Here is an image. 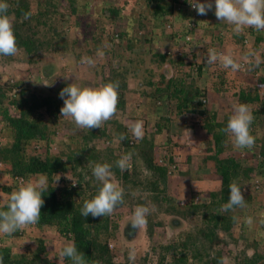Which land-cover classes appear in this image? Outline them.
<instances>
[{
    "label": "trees",
    "instance_id": "1",
    "mask_svg": "<svg viewBox=\"0 0 264 264\" xmlns=\"http://www.w3.org/2000/svg\"><path fill=\"white\" fill-rule=\"evenodd\" d=\"M66 1L62 4V0H8V13L14 18L18 53L24 54L28 63H36L47 54L63 56L70 53L75 57V61H81L84 54L86 57H92L97 61L95 67L82 64L93 74L92 87L118 82V108L133 107L128 114L129 120L135 122L151 119L153 122L150 120L149 122L156 131L152 130L150 139L144 137L142 140H136L127 127L114 118L105 122L100 129H76L69 135L66 134L65 139L60 138L59 128L70 122L68 118L61 117L63 99L49 93L30 90L23 82L18 81V78H14L13 74L3 73L0 75V193L6 196V200L0 202V208L7 210L5 206L10 193L28 182L31 177L36 174L45 175L47 191L42 193L45 203L41 208L40 220L34 226L38 228L45 225L54 226L60 235L74 243L77 250L84 254L87 264H119L116 258L122 250L117 245L110 246L118 235L120 226L117 220H112L110 215L83 217L80 214L83 203L93 198L100 187V182L92 175V167L96 163L112 165L111 179L124 189L123 203L134 212L142 203L135 200L134 194L138 187L158 191L159 182L163 183L167 177L166 167L154 162L156 134L161 135L164 131L169 135L174 132L176 118L186 120L199 117L198 127L194 121L181 122L185 123L187 129H193L194 135H190V138L196 141L192 143L203 149L205 146L207 153L210 152L204 159H213L215 171L219 175V188L208 192L210 198L208 208L211 209L202 217V222L206 226L200 230V244L195 245V234L191 232L185 233L183 240L181 237L178 241L168 244L159 243L158 247L162 252L158 263L164 264L165 259L170 256V264H222V251L219 249L223 243L222 237L232 234L239 222L231 210H218L228 202L229 185L236 182L243 191L244 188L247 189L250 179H257L260 184L264 183V135L258 134L256 128L260 126L255 121L259 115H264V94L261 95V91L264 92V74L255 80L256 83L250 84L248 90L236 89L234 84L237 83L232 75L230 80L223 77L224 79L219 81L213 80L211 85L205 83V90L195 83L199 78L193 76L190 82L187 79L191 77L193 71L198 75L203 73L202 67L208 64L186 62L173 46L165 49L145 48L148 43L156 41L154 33L162 26L166 16L174 15V20L179 22L177 18L180 14L184 16L180 8L187 4V0ZM135 10H140L137 17ZM26 12L31 13L27 20L23 18ZM120 21L122 25L119 24ZM146 24L151 25L154 33L149 32L142 39L139 31L145 28ZM73 29L79 33H74ZM67 30L70 31L69 34L71 33V39ZM255 32L254 29L246 28L242 34L237 35L240 42L232 39L229 46L239 49V55H242L249 50L244 49L249 40L245 36L247 33L254 36L256 43L261 40L262 32ZM217 37L222 38L220 35ZM213 43L211 41L212 45H217ZM122 44L123 49L119 50ZM141 48L146 51H141ZM249 48L253 50V45L251 44ZM100 50L105 53L102 58L97 56ZM145 52L149 55V64L144 68ZM134 55H138V59H135ZM262 55L264 57V53ZM14 57L0 56L5 64L10 63ZM182 70L184 72H180ZM248 70L249 65L245 63V68L238 72L247 73ZM142 72L145 75L144 86H150L149 90H143V93L148 99H155L156 103L161 102L165 106V109H161L162 115L157 114L155 117L154 113L158 110L150 112L152 106L144 107L142 103L135 106L127 103L124 98L131 78L139 76ZM207 96L209 108L203 107L202 104V98ZM235 103L246 104L254 116L250 131L255 137L254 147L257 149L234 148V152L226 154L225 147L232 142L220 129L226 127L230 117L227 110L236 105ZM144 109L148 111L143 112ZM202 132L207 137L200 140L196 134ZM120 134L125 136L122 141L118 140ZM94 138L105 140L106 145L97 151ZM112 139L118 140L119 154H114ZM131 149L135 150L134 154ZM129 153L133 163L130 162L131 166L122 171L116 166L120 159L116 155ZM254 155L259 160L251 163L252 160L249 158H253ZM240 156L242 157L238 159ZM140 166L148 171L149 178H145V184L140 180ZM58 175L60 178L55 182ZM251 185L252 190L258 191L254 188L258 187L256 181ZM252 190L242 193L245 197V207L249 205L252 207L251 202L254 198ZM198 207L194 204L184 206L180 208V215L186 217L195 214ZM257 209L258 207L251 210L248 208L245 216H254ZM131 228L128 222L125 229L129 231L124 232L125 236L132 234ZM21 233L17 231L12 236H19ZM150 233L148 232V235ZM182 235L183 233L180 234ZM48 249L49 246L42 240L39 241L36 250L31 252H14L9 245H3L0 246V257H3V264H55L49 262L45 255L41 258V253L47 255ZM210 250L214 252L213 256L208 254ZM124 253H127V250ZM145 257L144 255L143 258ZM58 258L62 264H71V261L61 257L60 253ZM127 264H132V261L127 260ZM232 264H264V254L254 252L242 262Z\"/></svg>",
    "mask_w": 264,
    "mask_h": 264
},
{
    "label": "rangeland",
    "instance_id": "2",
    "mask_svg": "<svg viewBox=\"0 0 264 264\" xmlns=\"http://www.w3.org/2000/svg\"><path fill=\"white\" fill-rule=\"evenodd\" d=\"M66 1V0H65ZM64 0H62V4L65 3ZM111 1V0H106ZM118 1V0H114ZM191 2V0H189ZM67 2V1H66ZM200 2H205V0H200ZM208 2H211L213 4V9L210 10L207 15L201 16L198 15L195 9L189 7V5H185L183 9L181 10V13L184 14L182 16L180 14L178 21L176 22L173 19V15L169 16L172 18L173 23L168 19V21H164L162 26L159 28L156 33H154L151 29V25H147L145 28L139 31V33L142 36V39L147 36L149 32H153L156 36V41L147 44L145 48L152 49L153 47L159 48H170L173 46L174 49L178 52L179 55L183 56L186 62H194L195 64L204 62V58L207 57L208 53H203L205 49L203 48V45L206 46V49L209 48H215L219 52H226L227 49L231 48L233 51L237 54L239 57L240 50L234 49L233 46H229L232 39H236L237 42H240L238 40V36L236 35L234 37V34L232 33V26L228 25L224 21H219L215 16L214 11V0H208ZM136 11V10H135ZM139 11L135 12V16H138ZM167 22H170L171 25L167 26ZM66 24V21H64ZM63 23V24H64ZM120 25H122L121 21L119 22ZM66 26V25H65ZM68 26V23H67ZM67 29V28H66ZM246 30V29H245ZM68 32V30H67ZM70 32V31H69ZM68 36L70 39L72 38L71 33ZM74 33H79L75 29H73ZM159 33V34H158ZM174 33H176V36H174ZM256 33V32H255ZM217 35H220L222 38L217 39ZM187 36H189L190 40H186ZM245 36L249 40H247L246 46L244 49H250V45H253V50L257 52V54L264 60L263 53H264V32L261 33L260 37L261 40L259 43L255 41L254 36L247 33ZM217 37V38H216ZM215 38V39H214ZM211 41L213 44H217L216 46L211 44ZM174 42L176 43L174 45ZM240 44V43H239ZM123 44L120 46L119 50L123 49ZM200 46V47H199ZM141 48V51H146V49ZM199 50L200 52H196V50ZM77 51V50H76ZM180 52V53H179ZM146 53V52H145ZM83 57H86V54L82 55L81 59ZM135 59H138V55L133 56ZM144 58V68L148 66L149 64V55L147 53L143 56ZM100 59V58H99ZM126 60V59H125ZM123 63H125L124 60H122ZM205 63V62H204ZM262 64V63H261ZM264 64V63H263ZM189 66V64H188ZM189 68V67H188ZM187 69V68H186ZM203 73L200 75L196 74L195 71H193L192 75L195 78H199L195 80L196 84H199V86H205V83L208 82L209 85L212 84V81H219L220 79H224L223 77L230 80L231 75L234 80H236L237 84H234L236 89L239 90L245 89L248 90L250 87V84L256 83L255 80L258 79L260 76L264 74V65H260L258 68L250 67L249 70L246 71L247 73L243 72H236L233 73L229 70L222 69L219 64H211V65H204L203 66ZM180 72H184L183 70ZM13 74V77L18 78V81L23 82V85L28 87L30 90H37L39 92L43 93H49L53 95L54 97L61 98L59 93L60 91L67 87L70 84H76L79 86H87L92 87L91 83H93V74L89 72L86 66L81 64V61H75V57L73 54L65 53V55H55L50 56L49 54L42 56L36 63H28L25 59L24 54H17L14 59L10 63H6L1 61L0 58V75L2 74ZM187 74V73H186ZM185 74V75H186ZM144 77L145 75L142 73L139 74V76L135 77L133 76L130 80L129 87L126 94L124 95V98L126 99L127 103L135 104L137 106V103H142L147 107L152 106L150 108V112H153L154 110H158V112L154 113V116L156 117L157 114L162 115L163 112H161V109H165V106L161 102H155V99L147 98L144 93L140 92L141 90L148 91L150 86L145 87L144 86ZM189 75L186 77L188 78ZM99 79V78H98ZM98 79H95L97 82ZM94 80V81H95ZM158 77L156 76V82H158ZM187 80H190L188 78ZM49 84V85H45ZM228 83V81H227ZM233 86V83H231ZM237 90V91H238ZM264 94L263 91H261V95ZM234 103V102H233ZM126 104V103H125ZM131 106V105H130ZM233 107V106H232ZM134 108L125 106L123 109L117 110L116 115L112 119H116L117 122L121 121L124 126L127 127V130L130 131V125L133 123V121H130L128 118V114L130 111H132ZM148 109H144L143 112H147ZM231 111V110H230ZM230 111H228L229 115ZM161 112V113H160ZM177 117V116H176ZM190 117V116H189ZM111 119V120H112ZM177 122L174 123V128L176 129L173 133L172 139L180 140L179 135L177 133H181L183 131V127L186 128V125L181 122V119L178 118ZM153 120L148 119V121H143V130H144V137L147 139H150L152 130H154V126H152L151 122ZM70 121V119H69ZM256 123L260 126V128H256L259 135H264V115H259L258 119H255ZM77 128L73 122H69L66 125H61L58 131L61 133L59 134L60 138H66L69 133H71L73 130L75 131ZM188 135L193 134L194 132H190L187 130ZM186 132H183V134H186ZM204 139L207 137L205 135H198V139ZM164 138L162 141L164 142ZM111 145L115 148L114 154H119V143L117 139H112ZM161 141V140H159ZM194 141V140H193ZM196 141V140H195ZM93 142L95 143L96 150L104 147L105 140H97L96 138L93 139ZM164 144V143H163ZM161 145H158V149ZM253 149H257L256 147H252ZM229 150V144L228 147H225V152ZM132 153L134 154V149H131ZM158 153H164V149L157 150ZM124 155H116L120 158L125 156ZM226 155V154H225ZM224 155V156H225ZM140 160V159H139ZM249 160H252L251 163H256L259 158L254 155L253 158H249ZM131 163H133L132 159L130 160ZM247 164V163H246ZM251 166H254L253 164H250ZM214 166L212 165V170L210 171L213 176H215ZM141 169L139 171L141 172L140 180L143 184H145L148 172L145 171V169L140 166ZM205 169V168H203ZM69 174V173H68ZM42 174H36L34 177H31L29 180H33L40 176ZM174 176V175H173ZM168 178H170L168 176ZM219 180V179H218ZM186 179L185 177L181 178V185H184ZM254 179H250L247 187L252 186L251 184L254 183ZM114 182V181H113ZM170 182H173L174 180H170ZM142 184V185H143ZM160 189L158 191L156 190H149L148 188H145L143 186L138 187V190L135 191V200L141 201V205L147 206L150 210L154 209L150 212V214L147 216V225L141 226L139 228H131L132 234L130 236H125L124 232H128V230L125 229V226L130 222L131 216L133 214V211L130 210L129 206H126L127 204H119L115 208L114 212L110 215L112 216V220H117L119 224V230L117 231V236L115 237V240L112 244V247L114 245H117L118 248H121L122 252L119 251V254L117 255V262L119 264H127V260H129V252L130 250H135L136 252V259L132 264H159L158 259L159 255L162 252L161 248L158 247L159 243L161 245L168 244L169 242L178 241L179 238L183 240L185 238L186 228L191 229V233L195 234L194 239L196 238L195 242H198L201 240V231L205 228V223L202 222V217L207 215L208 212L207 209H204L203 211L197 212L193 217L190 219L179 220L180 217V210H176V204H178V201L181 199L184 200H191L192 199V191L187 192L186 194H181L178 189H174V191H169L167 188L166 179L163 183H160ZM215 188H212L211 190H217L219 188V182ZM258 191H254L251 188H245V191L243 190L242 193H247L252 190V202L249 207H235L231 209V212L237 216V218H241V215L247 212L248 208L251 210V208L256 209L258 207L257 212L254 216H250L251 219L250 224H244L239 223L241 229H245L244 231L236 229L235 227L234 231L230 235H224L222 237L223 243L220 245L221 251H222V264H232L237 262H242L244 258H248L253 254V252H258L259 254H264V183L258 184V187H254ZM173 189V188H172ZM205 191H202L199 196H207V194L203 193ZM180 195V196H178ZM179 197V198H178ZM6 200V196L2 193H0V202H4ZM140 205V206H141ZM182 206V205H179ZM181 208V207H180ZM223 211V207L220 209ZM175 211L176 214L173 212ZM220 211V212H221ZM239 221H241L239 219ZM174 223V224H173ZM175 223H177L175 225ZM249 223V222H248ZM263 226V227H262ZM263 230V231H262ZM22 233L19 236H6V235H0V246L3 245H9L13 248L14 252L17 251H35L36 246H38L39 241L42 240L44 244L49 246L48 254L46 255L41 253V258H44V255L48 259L49 262L55 263V264H62L61 259L58 258V254L60 253V249L63 248V246L67 243H70V240L60 235L54 226H42L41 228H38L34 225H29L25 227L22 231ZM148 232H151L150 235H148ZM167 232L168 235L165 234ZM179 232H184L182 236H178ZM186 233V234H185ZM115 243V244H114ZM190 246L192 244V240L189 241ZM127 253H124L126 250ZM191 248V247H190ZM125 250V251H124ZM213 251H208V254L210 256H213ZM146 256L145 259L143 256ZM191 261V257L189 259ZM193 263V262H192ZM164 264H170V256H168L167 259H165Z\"/></svg>",
    "mask_w": 264,
    "mask_h": 264
},
{
    "label": "clouds",
    "instance_id": "3",
    "mask_svg": "<svg viewBox=\"0 0 264 264\" xmlns=\"http://www.w3.org/2000/svg\"><path fill=\"white\" fill-rule=\"evenodd\" d=\"M185 5H189V7L195 9L197 14L201 16L207 15V13L213 9V4L208 2V0H205L203 3L200 2V0H191V2L187 0V4ZM185 5H183V7H185ZM8 9V0H0V56L14 57L18 54L19 48L14 33V18L9 15ZM214 11L216 18L219 21H224L232 26V33L234 35L242 34L246 28L254 29L258 33L264 32V0H214ZM30 16L31 13L26 12L24 13L23 18L27 20ZM169 16H166L165 18H168L171 23L174 24L172 18ZM174 17L175 16L173 15V19ZM168 19H165V21H168ZM167 23L171 25L170 22ZM203 48L205 51L202 52V54L208 53L206 62L209 65L218 62L222 69L229 70L233 73L245 68V63L250 67L255 68H258L261 63H264V60H262L257 52L252 49H249L238 57L231 48L227 49L226 52H219L215 48L206 49L205 45H203ZM197 51L200 52L198 49L196 52ZM104 55L105 53L102 50L97 52L98 57L102 58ZM96 63L97 61L92 57H83L81 59V64L87 65L88 67H95ZM192 78L193 75H191L190 80H192ZM44 84L49 85L46 83ZM199 87L206 90L204 86ZM118 88V82H108L98 87H82L76 84L68 85L59 93L60 97L63 99V106L60 109L61 117L70 119L79 130L100 129L105 122L111 120L117 113L119 103ZM140 92L142 93L143 90ZM202 104L203 107L209 108L208 96L202 98ZM235 104L236 105L231 107V109L227 110H231V115H229L230 117L227 121L226 127L220 129V131L229 136L235 149H253L252 147L255 144V137L251 134L250 128L254 116L246 104ZM194 118L196 119L188 118L181 121H194L197 126V124L200 123L198 120L199 117ZM187 130L189 133L191 131L194 132L193 129L189 130L187 127H183V132L187 133ZM130 131L136 140H142L144 138L142 121L131 123ZM154 131H156V129H154ZM162 133L163 134L161 135L158 133L156 134L157 143H155L154 146V162L157 165L166 167V175L167 177H171L180 173L182 168L180 163L182 159L188 157L191 160L195 154L193 152L196 150L200 152L201 150L199 148H193L190 150L182 148L183 146L198 147V145L192 143L195 140L193 141L190 138V135H194V133L190 135L187 133V137H185L186 134L182 135L180 133V136V134L177 133L180 140L172 139L173 133L169 135H166L164 131H162ZM196 135H204V133L202 132ZM163 138L165 139L164 142L162 141ZM124 139L125 136L120 134L118 140L122 141ZM168 142L171 143V148L166 147ZM158 145H161L160 148L164 149L163 154L158 153L157 150L161 151V149H158ZM204 151L207 153L206 149L203 150V152ZM36 152L38 153V150ZM209 154L210 152L206 155ZM242 156L244 157V155ZM130 160L131 154L129 153L121 157L116 162V166L122 171L126 170L131 166ZM111 168L112 165L109 163H96L92 167V175L98 182H100V187L93 198L86 200L83 203V207L80 210V214L83 217L89 215L93 217L111 215L117 205L124 202V189L111 179L113 176ZM59 178L58 175L55 182H57ZM255 181L257 185L260 183L257 179H255ZM247 188H252V186ZM243 190L245 191V188ZM46 191L47 177L45 175H40L37 178L22 184L17 190L11 192L8 198V203L5 206L7 210L0 208V235L11 236L29 225L38 223L41 217V208L45 203L42 198V193ZM191 196V200H179L178 204L182 206L176 204V210L180 209V207L182 208L191 204L199 206L197 212L203 211L204 209L209 211L211 209L208 208L210 204L209 196H199L198 193H193ZM182 201H184V203H182ZM244 206L245 197L242 194L241 186L236 182H232L229 185L228 202L222 206L223 211H229L235 207L242 208ZM152 210L154 209L150 210L147 206H137L131 216V227L139 228L141 226H146L147 216ZM173 213L176 214L175 211ZM195 214L186 217L180 215L179 220H182L181 218H183L188 221V219ZM248 222L251 223L250 218ZM176 224L177 223H175V225ZM237 226L238 228L235 232L238 230L242 231L240 226ZM190 231V228H186L184 232L187 233ZM184 232H179L178 236ZM165 234L168 235L167 232H165ZM198 244H200V240L195 242V245ZM60 256L68 258L71 261V264H87L84 254L77 250L74 243L65 244L60 252ZM128 258L130 261H135L136 252L134 249L130 250ZM0 264H3V257H0Z\"/></svg>",
    "mask_w": 264,
    "mask_h": 264
},
{
    "label": "crops",
    "instance_id": "4",
    "mask_svg": "<svg viewBox=\"0 0 264 264\" xmlns=\"http://www.w3.org/2000/svg\"><path fill=\"white\" fill-rule=\"evenodd\" d=\"M166 147L171 148V143L168 142ZM182 148L189 149V150L193 148H199L201 151L198 152L196 150L195 152H193L195 154L193 155L191 160L188 157H185V159L181 160L180 165H182V168H181L180 173L174 176H171L170 178L168 177L166 178L167 188L169 189L170 192L174 191L175 188L178 190H181L180 195L183 193L186 194L189 191H192L191 192L192 194L193 193L200 194L202 191H205L203 193L207 194L208 196V192L213 191L211 189L215 188L214 186H216L218 182L220 184V180H218L219 175L215 171L216 170L215 166H214V171L216 175L213 176L210 172L212 170L211 169L212 165H215L213 159L207 158L205 160L204 156H206L207 153H204L203 150H205V148L204 149L203 147L200 148L199 145L198 147L197 146H192V147L183 146ZM232 152H234V146L232 143H230L229 150H227L225 153L227 154V153H232ZM218 157L220 158V155H218ZM182 177H185L186 179V181L184 182L185 183L184 185L180 184ZM171 179L175 181L174 185H173V182H170ZM239 219L241 221H239ZM239 219L236 216V220L239 221L238 223L250 224L248 223L249 217L245 216V213L242 214L241 218ZM244 230L245 229H242V231Z\"/></svg>",
    "mask_w": 264,
    "mask_h": 264
},
{
    "label": "built area",
    "instance_id": "5",
    "mask_svg": "<svg viewBox=\"0 0 264 264\" xmlns=\"http://www.w3.org/2000/svg\"><path fill=\"white\" fill-rule=\"evenodd\" d=\"M167 26H170V24L168 23ZM186 40H190L189 36H187V39H186ZM209 49H210V48H209ZM206 60H207V57L204 58V62H205L206 64H208V63L206 62ZM217 64H219V63L217 62ZM37 149H38V148H37ZM182 203H184V201H182ZM110 246L112 247V243L110 244Z\"/></svg>",
    "mask_w": 264,
    "mask_h": 264
}]
</instances>
